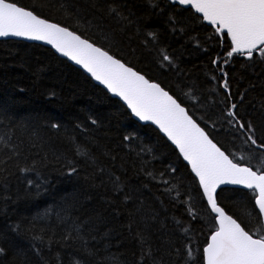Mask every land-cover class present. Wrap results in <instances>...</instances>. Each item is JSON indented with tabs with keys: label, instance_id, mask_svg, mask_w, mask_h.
Returning a JSON list of instances; mask_svg holds the SVG:
<instances>
[{
	"label": "trees",
	"instance_id": "trees-1",
	"mask_svg": "<svg viewBox=\"0 0 264 264\" xmlns=\"http://www.w3.org/2000/svg\"><path fill=\"white\" fill-rule=\"evenodd\" d=\"M15 2L158 83L230 158L264 166V151L226 116L235 103L264 143V60L228 59L230 41L192 10L166 0ZM218 200L255 229L252 192L224 189ZM214 228L197 181L154 128L48 48L0 41V264H203Z\"/></svg>",
	"mask_w": 264,
	"mask_h": 264
},
{
	"label": "snow or ice",
	"instance_id": "snow-or-ice-1",
	"mask_svg": "<svg viewBox=\"0 0 264 264\" xmlns=\"http://www.w3.org/2000/svg\"><path fill=\"white\" fill-rule=\"evenodd\" d=\"M171 2L190 7L203 21L212 25L218 35L226 37L230 41L226 54L228 59L240 55L248 60L256 56L264 60V0ZM0 37H19L51 45L56 52L82 66L112 94L120 97L134 116L157 125L176 145L191 166L207 205L215 214L216 226L202 250L204 264H264V166L254 170L253 166L242 165L235 158H230L185 107L158 83L146 79L76 31L43 18L15 0H0ZM161 57L163 61L172 63V58L165 52L161 53ZM226 75L222 86L228 90ZM236 109L235 103L229 105L226 116L231 119L228 122H234V127L248 133L247 140L252 145L264 149V143H257L253 125L244 123ZM92 122L96 123L95 120ZM257 162L264 165V156L259 157ZM75 172L76 169L71 168L69 174ZM223 185H241L252 191L258 211L248 215L256 221L255 229L246 230V226H242L221 206L218 189ZM189 211L195 215L191 209ZM186 254L189 259L193 257L190 246L186 248Z\"/></svg>",
	"mask_w": 264,
	"mask_h": 264
},
{
	"label": "water",
	"instance_id": "water-1",
	"mask_svg": "<svg viewBox=\"0 0 264 264\" xmlns=\"http://www.w3.org/2000/svg\"><path fill=\"white\" fill-rule=\"evenodd\" d=\"M167 2L169 3H172L171 0H166ZM173 4V3H172ZM176 6L178 7H181V8H184V9H190L192 10L190 7H184V6H180L179 4H175ZM193 11V10H192ZM194 12V11H193ZM195 13V12H194ZM196 14V13H195ZM199 16V14H196ZM200 17V16H199ZM203 23L207 26H212L210 24H208L206 21H203ZM0 41H19V42H26V43H30V44H37V45H40L42 47H45V48H48L49 50L52 51V53H54L57 57L67 61L71 66H73L74 68L78 69L79 71H81L87 78H89L93 83L94 85H96L97 87L101 88L103 91H105L112 99L118 101L127 111L128 113L130 114V116L132 117V119L137 122L138 124L142 125V126H151L152 128H154L174 149L175 151L178 153L179 157L181 158V160L184 162V164L188 167V169L190 170L191 174L193 175V177L196 179L197 183H198V186H199V182H198V179L195 177L194 173L191 171V166L188 164V162L186 160H184L183 156L180 154L179 152V149L176 147V145H174L169 139L168 137L166 136L165 133H163L160 128L155 125L154 123H152L151 121H142L140 120L138 117L134 116L131 112V110L128 108L127 104L118 96L112 94L103 84H101L99 81L95 80L90 73H88L85 69H83L82 66L80 65H77L75 62H73L72 60H70L69 58L61 55L60 53L56 52V50L51 46V45H48V44H45L44 42L42 41H31V40H27V39H24V38H19V37H0ZM261 151H264V149H260ZM200 188V186H199ZM223 189H236V190H241V191H251L241 185H223L221 186V189H218V192L220 190H223ZM200 191L202 193V196H203V192L200 188ZM203 199L207 205V201H206V198H204L203 196ZM208 207V205H207ZM208 210L210 211L211 215L214 217L215 219V214L211 212V209L208 207ZM258 211V209H256Z\"/></svg>",
	"mask_w": 264,
	"mask_h": 264
},
{
	"label": "bare ground",
	"instance_id": "bare-ground-1",
	"mask_svg": "<svg viewBox=\"0 0 264 264\" xmlns=\"http://www.w3.org/2000/svg\"><path fill=\"white\" fill-rule=\"evenodd\" d=\"M211 27H213V26H211Z\"/></svg>",
	"mask_w": 264,
	"mask_h": 264
}]
</instances>
